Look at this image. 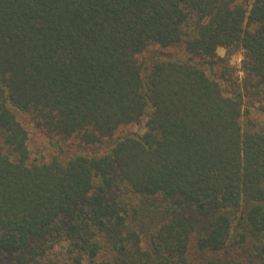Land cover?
<instances>
[{
    "label": "trees",
    "instance_id": "1",
    "mask_svg": "<svg viewBox=\"0 0 264 264\" xmlns=\"http://www.w3.org/2000/svg\"><path fill=\"white\" fill-rule=\"evenodd\" d=\"M0 264H264V0H0Z\"/></svg>",
    "mask_w": 264,
    "mask_h": 264
},
{
    "label": "rangeland",
    "instance_id": "2",
    "mask_svg": "<svg viewBox=\"0 0 264 264\" xmlns=\"http://www.w3.org/2000/svg\"><path fill=\"white\" fill-rule=\"evenodd\" d=\"M165 52L169 53L170 55H173L175 57H188L185 55L181 50L179 49H168ZM218 56L223 58L225 60L224 63H221V66L217 67L214 71V75L217 78H223V73L227 72V74L224 76V80L221 82L222 87L231 92L235 91L238 85H241L242 82L245 79V73L243 70V59H244V52L242 50H227L224 48L218 49ZM227 77H232L233 84L230 85ZM260 108V104L254 105V111L258 110ZM31 128V127H30ZM136 132L141 133L143 132L142 126H136L133 128ZM47 143L48 140L43 137L42 135L35 134L31 138V149L33 152L34 157H40L41 155H47Z\"/></svg>",
    "mask_w": 264,
    "mask_h": 264
}]
</instances>
